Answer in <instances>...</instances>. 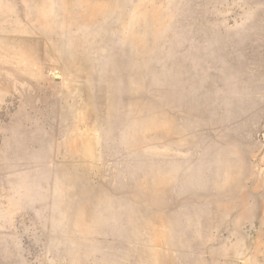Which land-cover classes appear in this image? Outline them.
<instances>
[{
  "label": "rangeland",
  "instance_id": "1",
  "mask_svg": "<svg viewBox=\"0 0 264 264\" xmlns=\"http://www.w3.org/2000/svg\"><path fill=\"white\" fill-rule=\"evenodd\" d=\"M0 264H264V0H0Z\"/></svg>",
  "mask_w": 264,
  "mask_h": 264
}]
</instances>
